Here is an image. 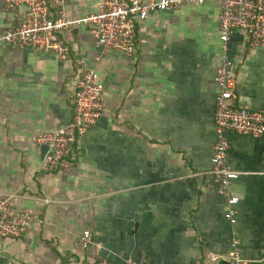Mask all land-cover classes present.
Returning a JSON list of instances; mask_svg holds the SVG:
<instances>
[{"label":"crops","instance_id":"0c3cea01","mask_svg":"<svg viewBox=\"0 0 264 264\" xmlns=\"http://www.w3.org/2000/svg\"><path fill=\"white\" fill-rule=\"evenodd\" d=\"M99 2L68 0L65 11L84 18ZM23 14L0 0V36ZM219 15V0L152 12L137 23L132 56L105 52L87 26L63 34L67 61L0 44V195L35 216L23 239H0V264H94L98 249L80 243L85 231L119 264H228L234 237L245 264H264V137L227 134L228 164L240 173L230 187L240 198L237 224L210 175ZM248 44L241 33L229 42L237 94L264 111V48ZM82 63L99 73L105 111L62 172L45 166L35 139L73 120Z\"/></svg>","mask_w":264,"mask_h":264},{"label":"built area","instance_id":"2783aa9c","mask_svg":"<svg viewBox=\"0 0 264 264\" xmlns=\"http://www.w3.org/2000/svg\"><path fill=\"white\" fill-rule=\"evenodd\" d=\"M210 0H100L98 12L84 18H71L66 13L68 0H5L7 10L24 14L3 36L0 44L15 48H35L57 56L60 60L71 59L72 47L63 34L79 26H87L102 44L105 52L116 51L127 56L137 52V23L155 11H174L187 5H203ZM220 40L224 61L219 68L216 83L220 93L216 102V142L211 157L210 175L217 183L220 194L227 199L226 219L237 224V205L240 198L230 193L233 181L240 173L228 164L229 141L227 134L236 133L254 138L264 137V111L253 110L239 102L236 63L229 56V42L235 33L247 38L252 50L264 48V0H219ZM74 92V116L66 126L39 134L35 142L45 149L44 164L51 169L70 172L77 156V146L88 129L95 128L104 115V86L95 69L84 68ZM35 216L19 209L15 196L0 195V239H23ZM84 247L98 245L90 231L80 238ZM96 251L94 264H119L109 261ZM216 259V257H214ZM127 264H148L145 260L131 258ZM237 238L231 241L228 264H245Z\"/></svg>","mask_w":264,"mask_h":264}]
</instances>
